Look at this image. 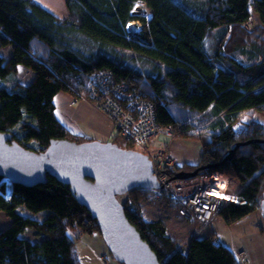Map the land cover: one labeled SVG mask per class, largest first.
Here are the masks:
<instances>
[{
    "label": "trees",
    "instance_id": "1",
    "mask_svg": "<svg viewBox=\"0 0 264 264\" xmlns=\"http://www.w3.org/2000/svg\"><path fill=\"white\" fill-rule=\"evenodd\" d=\"M138 1L150 18L134 14ZM250 3L259 17L252 26ZM65 6L61 18L34 0H0V40L15 42L18 62L33 72L21 83L16 62L0 55V132L19 145L40 152L54 139L89 140L58 120L53 98L59 91L87 96L99 69H110L151 101L158 123L173 136L198 141L199 163H174L165 169L169 176L219 162L235 142L264 140L261 123L241 121L243 113L264 112V0H65ZM136 20L141 25L134 29ZM124 52L151 70L133 67ZM112 142L132 148L118 135ZM211 172L243 184L226 193L219 217L227 224L259 210L264 143L241 146L223 165L197 175ZM148 192L132 189L122 204L160 264H238L213 232L189 237L177 250L163 220L145 218L141 202ZM0 212L9 219L0 231V264H79L75 239L100 234L69 186L50 175L31 186L0 175ZM27 228L33 237L22 235Z\"/></svg>",
    "mask_w": 264,
    "mask_h": 264
},
{
    "label": "water",
    "instance_id": "2",
    "mask_svg": "<svg viewBox=\"0 0 264 264\" xmlns=\"http://www.w3.org/2000/svg\"><path fill=\"white\" fill-rule=\"evenodd\" d=\"M132 26H134L132 24ZM0 132V175L13 183L31 186L43 183L47 175L69 186L76 201L96 220L100 235L112 257L122 264H160L155 252L127 219L120 195L135 188L159 187L150 159L132 148L112 141L67 138L50 140L36 152ZM261 139L238 141L226 150L219 162L180 170L174 179H190L201 170L216 168L230 160L238 147ZM259 211L264 219V188Z\"/></svg>",
    "mask_w": 264,
    "mask_h": 264
},
{
    "label": "built area",
    "instance_id": "3",
    "mask_svg": "<svg viewBox=\"0 0 264 264\" xmlns=\"http://www.w3.org/2000/svg\"><path fill=\"white\" fill-rule=\"evenodd\" d=\"M87 97L108 116L113 132L150 159L153 174L159 182V187L148 189L150 194L173 203L176 213L193 223L190 238L204 234L226 203L229 177L220 172L186 180L170 177L165 169L175 162L167 153L166 144L159 143L158 139L161 135L172 137L171 130L158 123L154 104L128 83L118 81L110 69H99L92 75ZM220 178L224 183L217 182ZM198 223L202 224L199 228L196 227ZM236 259L238 264H246V250H239Z\"/></svg>",
    "mask_w": 264,
    "mask_h": 264
},
{
    "label": "rangeland",
    "instance_id": "4",
    "mask_svg": "<svg viewBox=\"0 0 264 264\" xmlns=\"http://www.w3.org/2000/svg\"><path fill=\"white\" fill-rule=\"evenodd\" d=\"M34 1H36L37 3H39L40 5H42L43 7L50 10L51 12H53L54 14L58 15L61 18L64 17L67 13L66 6H65V0H34ZM249 9L251 12V18H252L251 26H252L256 22H258L259 17L252 3H250ZM133 12L134 14H137L140 16H146L147 18L151 17V10L142 1H138L136 3L135 7L133 8ZM140 25H141L140 21L136 20L134 21L133 28L137 29ZM0 55L6 58L3 54L0 53ZM124 55L127 58V62L133 67L137 69H142L145 71L151 70L152 67L148 63L141 62L140 60L132 58V56L128 54L127 52H124ZM18 57H19V51L13 49L12 53L10 54V58L14 62H16L17 71H18V65H21L18 62L19 61ZM6 59H9V58H6ZM29 72H30V75L33 76V72L31 70ZM17 75H19V77L17 76V79L20 78L21 81L26 80L27 74L25 71L21 70V72L17 73ZM80 97L81 96H79L78 98ZM96 110L98 109L96 108ZM246 113H243L241 116L242 122H248L250 119H254L258 121L259 123H261V126L264 129V112L251 111V112H246ZM244 125H245L244 123L237 124L238 127H244ZM71 134L78 136L77 134H73V133ZM116 135L118 134L114 132V134L109 138V141H112ZM168 137L169 136L161 135L158 139V142L159 143L163 141L166 142L168 140ZM260 142L264 143V140L261 139ZM119 146L123 147L121 145ZM229 179H230V184L228 186L229 188H231L230 194L232 195V193L238 190L243 184L238 182V180L233 176H230ZM127 194L121 196L120 199L122 198L124 201L125 198L127 197ZM148 196L149 197L145 199L144 201H142L141 203L142 212L145 218L162 219L166 225L167 230L175 236H178L183 231H187L189 234L191 233L194 227L193 223L187 218L177 219V216H175L176 206L173 203H171L170 201L166 199L154 198L150 194V192H148ZM201 225L202 224L198 223L196 227L199 228ZM259 225L264 226V219L259 210L252 212L248 216H244L241 219L233 223H230V224H227L218 215L217 219L212 224L210 223V225L206 227L207 229L204 231V234L213 232L218 242L229 246L232 249L233 253L236 254L240 249H243L244 247L247 248V243L249 242V240L253 242L255 241V244H257L256 234H257ZM33 232L34 231L32 229L27 228L25 229L22 235L25 237H33V234H34ZM175 240L178 242L177 250L183 251L185 248L184 245L186 244V240L184 241H181L178 239H175ZM75 244H76V249H77V255L79 258V264H121L112 257L111 253L109 252L108 248L106 247L99 233H95L93 235L88 234V233H83L81 235L79 234L78 237L75 239ZM247 256H248V252H247Z\"/></svg>",
    "mask_w": 264,
    "mask_h": 264
},
{
    "label": "crops",
    "instance_id": "5",
    "mask_svg": "<svg viewBox=\"0 0 264 264\" xmlns=\"http://www.w3.org/2000/svg\"><path fill=\"white\" fill-rule=\"evenodd\" d=\"M13 49L20 52V48L12 40L8 38L0 40V53L6 58L11 59L10 54L12 53ZM21 70L26 72V80L21 81L20 78L17 80L25 84L32 79V76L30 75L29 68L18 65L17 73L21 72ZM17 76L19 77V75ZM53 102L55 104L56 117L70 133L83 136L87 139H97L101 141H109V138L113 135L110 120L103 112L96 110L87 96L82 95L80 98L75 99L69 93L65 91H59L54 96ZM163 143L166 144L167 153L178 165H197L201 159L198 141L177 136H169L168 140L166 142L163 141ZM175 216H177V219H183V217L179 216L177 213ZM213 222H211V224ZM8 225V217L5 215V213L0 212V231L5 229ZM168 233L175 239L181 241L186 240L185 246L188 245L190 238L187 231H183L178 236L171 234L169 231ZM204 235L206 234H201L198 236ZM256 237L257 244H255V241L253 242L249 240L247 243V248H243V250H247L248 252L246 264H264V226L259 225Z\"/></svg>",
    "mask_w": 264,
    "mask_h": 264
},
{
    "label": "bare ground",
    "instance_id": "6",
    "mask_svg": "<svg viewBox=\"0 0 264 264\" xmlns=\"http://www.w3.org/2000/svg\"><path fill=\"white\" fill-rule=\"evenodd\" d=\"M218 183H224V180H222L221 178L217 180Z\"/></svg>",
    "mask_w": 264,
    "mask_h": 264
}]
</instances>
